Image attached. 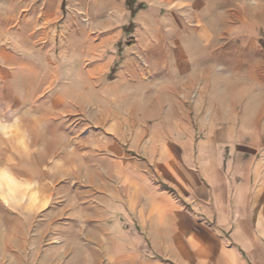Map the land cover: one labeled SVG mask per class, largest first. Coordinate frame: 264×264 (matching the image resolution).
<instances>
[{"label": "rangeland", "instance_id": "rangeland-1", "mask_svg": "<svg viewBox=\"0 0 264 264\" xmlns=\"http://www.w3.org/2000/svg\"><path fill=\"white\" fill-rule=\"evenodd\" d=\"M126 1L0 0V264H100L102 245L117 241L112 219L123 194L120 176L94 171L113 145L133 153V135L122 138L112 127L139 124L114 104H131L133 87L128 94L122 86L96 87L86 104L84 86L75 91L74 83L88 84L90 76L112 83L116 63L105 73L70 72L68 55L82 57L83 45L105 57L126 47L137 55L152 48L211 52L223 74L229 69L237 76L236 84L254 77L264 85V0H135L133 16ZM6 11H12L10 30ZM200 40L206 46L198 50ZM48 63L56 72L43 69ZM140 88L148 97L150 86ZM179 97L188 104L196 94ZM260 121L237 130L258 138L253 150L264 162Z\"/></svg>", "mask_w": 264, "mask_h": 264}, {"label": "crops", "instance_id": "crops-1", "mask_svg": "<svg viewBox=\"0 0 264 264\" xmlns=\"http://www.w3.org/2000/svg\"><path fill=\"white\" fill-rule=\"evenodd\" d=\"M5 13L4 28L10 30L12 11ZM194 44L198 50L206 46L201 40ZM128 49L105 57L83 45L82 57L75 48L68 55L70 72L105 73L116 63L112 83L90 76L88 84L78 81L72 88L83 85L86 104H92L91 89L122 86L128 94L133 87L131 104H114L140 119L122 129L112 125L122 138L133 135V153L113 145L95 165L94 172L119 175L117 189L123 190L112 219L117 241L102 245L100 264H264V162L253 150L258 138L237 130L262 125L263 83L249 77L246 86L236 84L237 76L229 69L223 74L222 62L212 59L215 53L163 54L152 48L137 55ZM49 64L43 69L56 72ZM26 70L32 77L34 66ZM148 85L149 95L142 98L140 87ZM188 93L196 98L186 104L179 96Z\"/></svg>", "mask_w": 264, "mask_h": 264}, {"label": "trees", "instance_id": "trees-1", "mask_svg": "<svg viewBox=\"0 0 264 264\" xmlns=\"http://www.w3.org/2000/svg\"><path fill=\"white\" fill-rule=\"evenodd\" d=\"M135 2V0H127L126 1V4L128 6V8L130 9V13H131V16H133L134 14V9H133V3ZM141 7V6H139Z\"/></svg>", "mask_w": 264, "mask_h": 264}, {"label": "bare ground", "instance_id": "bare-ground-1", "mask_svg": "<svg viewBox=\"0 0 264 264\" xmlns=\"http://www.w3.org/2000/svg\"><path fill=\"white\" fill-rule=\"evenodd\" d=\"M257 102V101H256ZM248 114V113H247Z\"/></svg>", "mask_w": 264, "mask_h": 264}]
</instances>
